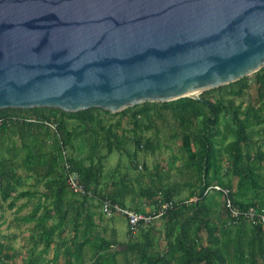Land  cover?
I'll list each match as a JSON object with an SVG mask.
<instances>
[{"label": "water", "instance_id": "water-1", "mask_svg": "<svg viewBox=\"0 0 264 264\" xmlns=\"http://www.w3.org/2000/svg\"><path fill=\"white\" fill-rule=\"evenodd\" d=\"M264 68V0H0V110L200 99Z\"/></svg>", "mask_w": 264, "mask_h": 264}, {"label": "trees", "instance_id": "trees-1", "mask_svg": "<svg viewBox=\"0 0 264 264\" xmlns=\"http://www.w3.org/2000/svg\"><path fill=\"white\" fill-rule=\"evenodd\" d=\"M253 77L259 86L258 102L245 109L236 105L233 99L221 96L211 100L209 97L216 91L225 90L231 91V95L241 96L249 88L248 80L252 76L206 91L200 95V99L187 97L161 104L163 109L171 111L177 124L179 134L175 136L180 138L182 148L188 156L186 167L201 175L203 186L200 193L194 192L190 200L182 201L175 200V195L168 190L155 213L132 209L154 215L162 204H171V208L159 218L165 221V252L159 256L144 255V264H173L174 261L179 264H264V226L250 225L243 220L235 221L229 214L223 194L217 193L223 199L221 203H208L209 194H205L208 187L220 185L230 189V197L236 207L242 210L254 207L264 213L261 186L251 167L252 160L256 158L264 162V153L259 152L252 158L250 152L255 146L254 137L259 134L253 128L264 125V68ZM149 105L150 103H145L135 112L133 108H129L116 114L95 108L78 113L49 108L0 110V196L4 202L12 200L11 206L16 199L30 196L28 192L18 194V189L23 186V177L17 173L18 159L26 172L41 179L45 189L40 194V203L24 221L35 223L39 243L44 244L43 251L48 252L56 244L57 237L63 239L68 223L73 225L74 235L62 244L67 255L66 264H74V257L77 263H84L83 255L87 247H90V264H116L117 260L112 253L114 248L119 246L120 250H126L132 247L104 238L98 245L90 244L89 239L79 240L81 230L88 234L93 224L94 213L90 199L94 197L102 200V207L107 200L126 207L122 201L125 193L124 188L119 187L116 182L104 185L100 175L101 166L85 165L74 157L71 148L79 130V134H85L99 127L106 131L109 154H112L115 143L111 140L116 138L114 127L107 129L106 122L98 113L123 116L133 112L132 119L135 128L139 130L143 126V118L153 122L154 108ZM71 122H76L77 126L70 128ZM225 133L233 137L226 149L231 159L232 173L238 178L235 191H232V181L229 184L220 179L216 180L217 183L210 181V174H218L220 170V142L226 138ZM50 137L55 142V148L47 150L45 140ZM134 140L138 150H149L152 144L150 139H145L138 132ZM62 146L68 150L72 170L80 175L88 194L76 195L68 187ZM117 146L121 149V142ZM71 194L81 201H71ZM220 204L221 216L227 215L232 222L227 227L223 226V229L213 215L215 206ZM129 233H132L131 228ZM57 247V251H60L61 247ZM54 260H57V255ZM31 264H35L34 261Z\"/></svg>", "mask_w": 264, "mask_h": 264}, {"label": "rangeland", "instance_id": "rangeland-1", "mask_svg": "<svg viewBox=\"0 0 264 264\" xmlns=\"http://www.w3.org/2000/svg\"><path fill=\"white\" fill-rule=\"evenodd\" d=\"M248 89L241 96L231 95V91H216L209 99L216 100L223 96L225 99H233L236 105L245 109L251 104L258 102V85L254 77L248 80ZM217 89V88H216ZM213 89H211L212 91ZM210 91V90H209ZM202 95V94H201ZM162 103H150L153 107V122L143 118L141 129L137 130L132 119V113L127 115H106L98 113L99 117L106 122V128L114 127L116 138L112 141L113 153L109 154L106 131L99 127L92 131L75 136L73 140V155L85 165L101 166V180L103 184L116 182L119 187L124 188L125 195L122 201L126 207L131 209H142L148 213H155L159 208V202L164 193L171 190L175 200L182 201L191 199L194 192H201L202 177L193 169H188L186 163L188 156L182 148L177 124L171 111L161 107ZM141 106L133 107V111L141 109ZM70 128L76 127L77 123L71 122ZM254 131L259 132L254 137L255 146L251 148L252 158L259 152L264 153V125L256 126ZM137 132L145 139H150L149 150H138L135 145ZM226 138L221 139L222 149L220 170L218 174L212 172L210 181L217 183L220 179L224 183L233 182L235 191L238 178L234 176L231 168V159L227 153L226 146L233 141L230 134L225 133ZM119 140L118 142H116ZM121 142V149L118 146ZM46 149L55 148V142L50 137L45 140ZM7 144L5 145V147ZM17 173L23 177V186L18 189L30 193L29 197L18 198L13 206L12 200L4 202L0 196V264H66L67 255L62 244L74 235L73 225L68 223L63 239L57 237L56 244L48 252L43 251L44 244L39 243V237L34 222H27L24 219L29 216L33 209L40 203L39 198L44 191V183L36 175L26 172L20 159L17 162ZM251 167L254 175L261 186V198L264 202V162L258 159L252 160ZM94 198V197H93ZM91 198L89 203L92 208L93 224L90 231L85 234L81 230L79 240H90V244L98 245L102 238L109 241H120L125 245H131L130 249L120 250L119 246L114 248L113 256L116 264H144L143 256H159L165 252V221L156 219L152 223L140 226L134 233H129L127 219L121 215H106L101 209L102 200ZM193 199V198H192ZM194 200V199H193ZM222 197L217 193H209L208 203L211 201L221 203ZM71 201L81 199L71 194ZM195 201V200H194ZM259 202V199H257ZM10 206L12 208H10ZM43 212V211H42ZM222 206L216 205L214 219L223 229L231 225L227 215L221 216ZM36 243H39L37 246ZM208 243V240L206 241ZM57 246L61 250L57 251ZM90 247L86 248L82 264H90ZM57 255V260L55 257ZM74 264H79L74 257ZM92 264V263H91ZM173 264H179L174 261Z\"/></svg>", "mask_w": 264, "mask_h": 264}, {"label": "built area", "instance_id": "built-area-1", "mask_svg": "<svg viewBox=\"0 0 264 264\" xmlns=\"http://www.w3.org/2000/svg\"><path fill=\"white\" fill-rule=\"evenodd\" d=\"M52 128L57 131V129L52 126ZM63 144V143H61ZM62 157H63V165L64 171L66 172L67 177V184L70 190L76 195H85L88 194L85 186L82 183L80 175L72 170V166L69 162V152L68 150L62 146ZM221 193L226 197V206L229 211L230 216L235 221L243 220L250 225L264 226V213L258 211L254 207H250L247 210H242L239 207H236L230 197L231 191L228 188H224L220 185H212L206 189V195L209 193ZM171 208L170 203L162 204L161 208L159 209L158 213L154 215L139 213L135 210L130 208L123 207L118 204H113L111 201L107 200L104 201L102 211L104 214L112 216V215H121L125 217L128 221V224L134 233L140 226L147 225L152 221L159 219L164 213Z\"/></svg>", "mask_w": 264, "mask_h": 264}]
</instances>
